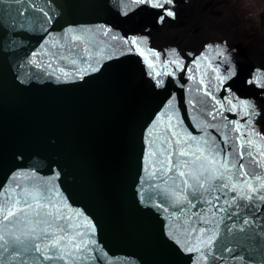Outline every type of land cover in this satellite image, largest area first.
Wrapping results in <instances>:
<instances>
[{
    "label": "water",
    "instance_id": "95a60500",
    "mask_svg": "<svg viewBox=\"0 0 264 264\" xmlns=\"http://www.w3.org/2000/svg\"><path fill=\"white\" fill-rule=\"evenodd\" d=\"M206 5L174 0L173 18L136 0H0V204L38 192L40 203L63 210L70 221L67 228L58 217L49 226L0 216V244L9 242L0 248V264H127L134 253L138 264H264V35L255 37L257 55L251 42L239 47L240 38L230 50L235 25L199 24ZM162 33L182 48L166 46ZM43 49L49 53L41 65ZM104 96L119 102L117 110L101 126L86 125L83 115L103 117ZM220 108L236 118L222 119ZM56 125L76 134L75 141L58 143ZM68 125L77 129L70 133ZM225 128L258 135L232 140ZM43 146L59 167L40 165L24 175L22 167ZM208 146L220 150L214 153L219 171L227 159L232 179L211 194L188 190L189 207L203 220L186 227L178 249L163 226L175 220L179 232L183 212L174 211L177 202L168 209L166 199L173 179L186 186L175 168L163 174L160 161L170 151L175 164L181 149L206 155ZM241 164L248 176L237 175ZM52 186L60 188L55 197L47 195ZM53 235L62 237L58 248L51 246ZM14 237L37 247L14 250Z\"/></svg>",
    "mask_w": 264,
    "mask_h": 264
},
{
    "label": "snow or ice",
    "instance_id": "6c2138e0",
    "mask_svg": "<svg viewBox=\"0 0 264 264\" xmlns=\"http://www.w3.org/2000/svg\"><path fill=\"white\" fill-rule=\"evenodd\" d=\"M137 3H146L150 4V6L154 8L163 9L164 13L169 17H175L176 13L173 11L174 7V0H136ZM166 5L170 7H166ZM161 21L164 19V16L160 17ZM78 39V37H77ZM223 54V53H219ZM153 55L158 56V53H153ZM67 75V74H66ZM251 82V81H250ZM230 102V101H229ZM247 107V106H245ZM250 123V121H249ZM175 135V134H174ZM177 145L181 143V141H176ZM248 144L250 145L251 142L249 141ZM168 148L171 149V144H168ZM206 155L204 154V151H201L200 149H197L196 153H192L185 150H178L176 152V162L173 164L172 162V153L169 151L168 156L166 160H161V167L163 168V174H167L168 172H172L173 168L176 169V171L173 173V175L177 178H184L182 180V183L186 186L184 189H180L179 185L177 184V180L173 179V190L170 192V195L177 197V202L186 201L188 204H191L192 201L188 200V195L186 194L188 190L191 191V194L194 196L196 192L198 191H204L211 194L212 189L214 187L219 188H228L231 182V176L227 175V173L230 171L229 164L227 162V159L224 160V162L219 164V168H222L224 171H219L215 165L217 164V159L214 153H218L220 150L215 149L211 146H208L206 149ZM250 157L252 156L251 151L247 153ZM244 155L243 152L240 153V156L242 157ZM194 157L191 160H181L180 157ZM232 167H235V161H233ZM243 164L240 165V171L237 172V175H243L248 176L247 172L243 171ZM184 169H188L185 171ZM254 179L259 180L260 177L254 176ZM189 180L192 181V183H189ZM221 181L219 185H215L214 181ZM227 180L228 183H224L223 181ZM208 185V187H205ZM233 191H235V185H232ZM249 189L251 191H256L257 189L253 188L251 185H249ZM181 193H185L182 196V201L180 199ZM250 198V197H249ZM264 198V197H261ZM0 216H2L3 220L15 224L19 222H23L27 220L29 217L35 218L37 220V223H46L49 226H52L56 222L57 213L51 210H48L45 206V204L40 203V197L38 192H29L25 191L22 193L18 198H6L5 201L0 204ZM63 219V217H61ZM247 223V221H245ZM61 231H63V228H61ZM192 231H196L195 228L192 229ZM201 233H203V229H201ZM41 235H47V230L42 229ZM53 240L52 247L58 248L59 241L62 239V237H58L53 235L50 237ZM39 239V237H37ZM213 238H209L208 245L210 246L212 243ZM0 240H3V237H0ZM9 242L4 241V243L0 244V248H7ZM11 245L13 246L14 250L18 251H29L34 250L37 245L35 241H29L25 243V241L21 240L19 237H14L11 241ZM189 251H192V248L188 249ZM199 251V249H196ZM71 255V253L69 254ZM62 258V257H61Z\"/></svg>",
    "mask_w": 264,
    "mask_h": 264
},
{
    "label": "rangeland",
    "instance_id": "374dc122",
    "mask_svg": "<svg viewBox=\"0 0 264 264\" xmlns=\"http://www.w3.org/2000/svg\"><path fill=\"white\" fill-rule=\"evenodd\" d=\"M259 42V41H258ZM260 45H262V42H259ZM221 45V43L217 44V46ZM211 46L213 47L214 44H211ZM206 47H208V45L206 44ZM222 49V47H221ZM48 50L47 49H43L41 52H38V60L40 61V64L42 65L46 59L48 58ZM23 55L20 56V59H22ZM37 57V56H36ZM215 56L211 57L210 60L214 61ZM262 71V75H264V70L261 69ZM119 102L113 98V97H109V96H104L100 107L98 108L99 112L101 114H103V117H92L89 115H83L82 116V121L86 124H92L93 125H98L101 126L102 124L105 123L106 119H110L112 117V115L114 114V112L117 110V104ZM61 111V110H60ZM75 114V112H71L69 111L68 113H66V115H72ZM63 115V114H62ZM79 114H76V117L78 118L77 120H79ZM68 127H70L69 131L70 133H73L77 127L75 125H71ZM98 128V127H96ZM39 129L38 126L33 127L32 128V135H34L37 130ZM55 132H54V137L55 139L58 141V143L63 144H67V142L71 143L73 140L75 141L76 139V134H73L69 137V135H67L65 129H64V125H56L54 128ZM225 130L227 131V133L230 134V137H232V140H241V141H247L249 139H251L252 137H256L258 134L257 132L254 134L249 135L248 133H245L244 131H232L228 128H225ZM222 141H226V139H222ZM37 157L30 163H28L27 165H25L24 167H22V171H24V175L28 174L29 176L32 175V172L35 170L36 167H39L40 165H46L49 168H53V169H57L60 165L59 161L56 162V158H52V152L50 149L46 148L45 146L40 147V149L37 150ZM29 161V159H28ZM116 173H118L119 171L116 170ZM108 175H112L111 173H108ZM48 177H45L44 179L46 180ZM43 179V178H42ZM41 183V184H40ZM39 184L46 188L47 184L45 182H40ZM127 187V184L124 185V188ZM58 187L52 186L50 191H47V195L51 196V197H55L58 194ZM135 191V190H134ZM170 195V194H169ZM168 199H166L167 201V208L168 209H172V207H174V205L176 206V202L177 199L174 196H167ZM182 201V198H180ZM170 202L174 205H171ZM178 203V202H177ZM264 203V202H263ZM191 204H188L186 201H182L179 202L177 207L175 208V212L176 209L177 210H181L183 212V219L182 224H181V230L178 232L177 228L174 227L175 224V220H172L171 223H164V237L170 242L171 245L175 246V248H182L183 247V241H184V237L185 234L187 232V228L189 227L192 223L195 222H200L203 219V216L199 214V212L197 210H195L194 208H190ZM202 213V212H201ZM203 214V213H202ZM58 219L60 220V222H63L66 224L67 228H70V221L66 215V212H64L63 210H61L58 214H57ZM61 217H63V219H61ZM176 217V214H175ZM174 217V218H175ZM263 218H264V214H263ZM230 220L227 219V222H229ZM233 237L236 238V240H243L244 238H237L236 235H234V233H232ZM231 237V236H230ZM220 244H226V238L225 237H218ZM227 240H230L227 239ZM136 253H134L133 255H131L130 258H128L127 260V264H138L139 262L136 260V257L134 256ZM262 259L264 260V257L262 256Z\"/></svg>",
    "mask_w": 264,
    "mask_h": 264
},
{
    "label": "trees",
    "instance_id": "16d2710c",
    "mask_svg": "<svg viewBox=\"0 0 264 264\" xmlns=\"http://www.w3.org/2000/svg\"><path fill=\"white\" fill-rule=\"evenodd\" d=\"M206 2L205 11L197 18L199 24L210 26L219 21L225 22L227 27L234 24L235 31L231 37L233 41L230 39V50H236L238 47L237 39L240 38L239 47L244 43L251 42L250 50H253L255 55L261 51L255 47V37L258 36L257 33L264 35V0H206ZM159 39L166 46L172 43L178 48L183 46V42L175 38L173 34L162 33L159 35ZM243 100L247 101L248 98H243ZM220 110L222 119L236 118L221 108Z\"/></svg>",
    "mask_w": 264,
    "mask_h": 264
}]
</instances>
